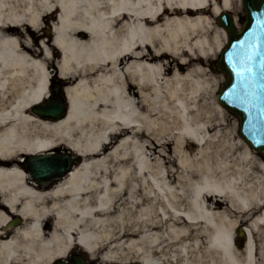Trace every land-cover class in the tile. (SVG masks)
Segmentation results:
<instances>
[{
  "label": "bare ground",
  "instance_id": "1",
  "mask_svg": "<svg viewBox=\"0 0 264 264\" xmlns=\"http://www.w3.org/2000/svg\"><path fill=\"white\" fill-rule=\"evenodd\" d=\"M122 2L0 0V197L25 219L0 259L46 264L77 244L104 264H264V163L212 100L226 35L208 14L232 0ZM54 65L59 121L33 113ZM62 147L80 163L42 190L22 157Z\"/></svg>",
  "mask_w": 264,
  "mask_h": 264
},
{
  "label": "water",
  "instance_id": "2",
  "mask_svg": "<svg viewBox=\"0 0 264 264\" xmlns=\"http://www.w3.org/2000/svg\"><path fill=\"white\" fill-rule=\"evenodd\" d=\"M246 21L240 32L231 14L218 18L227 32L229 42L217 64L226 76L218 101L240 121L239 132L244 142L256 152H264V0H242ZM66 99L62 93L51 97L33 113L42 118L63 120L67 117ZM30 177H63L73 162L69 157L60 160L55 155L30 156Z\"/></svg>",
  "mask_w": 264,
  "mask_h": 264
},
{
  "label": "rangeland",
  "instance_id": "3",
  "mask_svg": "<svg viewBox=\"0 0 264 264\" xmlns=\"http://www.w3.org/2000/svg\"><path fill=\"white\" fill-rule=\"evenodd\" d=\"M122 0H114V1H111V0H98V6L99 7H105L107 5H109V7L111 8V6H117L119 7L121 4H122ZM85 9L88 8V4H87V0H85V6H84ZM232 8L233 10L232 11H219V13L216 15H214L213 13H209L208 16L213 24V27L215 28V30L217 31H223L226 35V40H224V45L220 51V53L212 59V64H211V69H212V74L213 76L217 77L219 79V83L218 85L216 86L215 88V96L213 97V101L218 105L220 106L222 109H224L221 104L218 102L217 100V96H218V92L220 90V87L225 83L226 81V77L224 76V74L222 72H220L216 65H217V62L219 60V57H220V54L222 52V50L226 47L227 45V41H228V37H227V34L226 32L218 25L217 23V18L218 16H220L222 13H231L233 16H234V20H235V24H236V27L238 29H241L242 28V25L245 21V12H244V9L242 7V2L241 0H232ZM55 16L57 17V13L55 14ZM44 22H46L45 26H44V29L48 30L49 34L47 35V31L44 30L41 34H45V40L47 41H51L52 40V37H53V33H52V27L54 26L55 22H56V19H52V18H48L46 17ZM55 65H54V68L52 67L50 69V74H51V79L52 80H55V79H58L59 78V75L57 74V72L55 71ZM69 84H64V87L68 86ZM225 110V109H224ZM226 121L223 125V128H226L228 129L231 134H232V137H236V142H238V139L240 137L239 135V120L238 118L233 115V114H230L228 111H226ZM238 137V139H237ZM241 141L243 142V140L241 139ZM244 143V142H243ZM245 144V143H244ZM246 145V144H245ZM113 148H110V149H107L106 151L109 153L110 152H120L122 151L121 147H119V144L117 142H114V144L112 145ZM246 147L251 151V153L253 154V156H256L257 158H259L263 163H264V154H258V153H255L254 151H252L247 145ZM75 158H78V156L76 154H73ZM80 163V160L78 161V164ZM237 244L240 246V249L243 248L244 244H245V238H241L240 240L237 239ZM110 249H104L103 250V254L106 255V254H110ZM103 264H104V261H103ZM105 264H117V263H105Z\"/></svg>",
  "mask_w": 264,
  "mask_h": 264
},
{
  "label": "flooded vegetation",
  "instance_id": "4",
  "mask_svg": "<svg viewBox=\"0 0 264 264\" xmlns=\"http://www.w3.org/2000/svg\"><path fill=\"white\" fill-rule=\"evenodd\" d=\"M55 86H57V84H55L54 87ZM21 168L30 179L27 164L21 163ZM62 179H64V177L54 179L44 178L42 180L44 183L43 185L36 184V182L30 180L33 181L35 185L39 186L40 189L50 190ZM1 212L4 214L5 221L0 227V237L3 242H7L13 239L16 232L23 227L25 219L20 213L13 212L10 208L4 205L0 197V213ZM34 259L35 257L31 258L28 254L23 253L13 255L5 254L3 259H0V264H29L33 262ZM45 260L47 261L46 264H103V258L101 255L92 256L86 249L77 244L66 250L62 255L54 257L53 259L49 258Z\"/></svg>",
  "mask_w": 264,
  "mask_h": 264
}]
</instances>
